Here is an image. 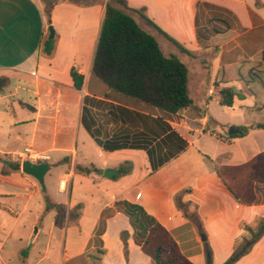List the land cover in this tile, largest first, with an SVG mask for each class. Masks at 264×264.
Instances as JSON below:
<instances>
[{
  "label": "crops",
  "instance_id": "obj_1",
  "mask_svg": "<svg viewBox=\"0 0 264 264\" xmlns=\"http://www.w3.org/2000/svg\"><path fill=\"white\" fill-rule=\"evenodd\" d=\"M125 1L164 54L189 69L193 103L179 115L114 93L92 74L109 0H59L49 14L50 0H0V78L9 79L0 89V154L11 157L31 145L49 153L53 166L45 178L49 202L35 178L3 177L0 162L3 264L22 254L30 259L26 264H152L135 242L121 202L156 218L194 264H224L233 255L215 262L216 246L233 249L251 233H262L264 130L256 125L264 123L257 119L264 86L257 93L247 81L264 52V3ZM50 27L54 49L46 54ZM73 69L84 76L79 90ZM229 88L236 93L232 107L222 104V91ZM5 122L10 131L3 133ZM231 127L247 128V135L231 138ZM181 140L187 146L172 157ZM75 166L103 175L76 174ZM130 166L116 180L104 176L107 169ZM66 177L70 194L61 186ZM27 213L39 234L31 245L29 239L28 250L23 243L9 249L10 261L4 254ZM10 217L14 222L7 228ZM263 238L233 264L252 257ZM95 242L104 254L88 261Z\"/></svg>",
  "mask_w": 264,
  "mask_h": 264
},
{
  "label": "trees",
  "instance_id": "obj_2",
  "mask_svg": "<svg viewBox=\"0 0 264 264\" xmlns=\"http://www.w3.org/2000/svg\"><path fill=\"white\" fill-rule=\"evenodd\" d=\"M57 1L59 0H50L47 7L48 14L52 4ZM74 1L87 2L89 0ZM133 12L134 10L128 7L125 0H109L91 72L114 93L157 108L167 116L179 115L193 103L188 89L189 69L178 57L164 54L157 39L144 31L134 19ZM161 33L165 35L164 32L161 31ZM178 46L181 47L179 44ZM53 49L54 40L48 38L44 43V52L51 54ZM181 49L185 50L182 47ZM262 65H264V52L261 54L260 64L251 70L248 84L259 80L264 86ZM71 77L76 89H81L84 76L73 69ZM8 83L9 79L0 78V89L6 87ZM235 95L233 89H224L222 104L232 107ZM256 127L264 130V123L257 124ZM242 130L240 135L230 137H245L247 128H242ZM89 131L93 135V131ZM186 146L187 143L183 140L182 147L177 149L172 157L185 149ZM1 163L3 177H10L21 171L20 163L17 161L7 160L1 161ZM131 169V166L119 168L118 174L112 179L116 180L129 174ZM83 170L87 173L97 172L103 175V172L96 168ZM118 206L130 220L134 229L135 242L141 247L142 252L151 259L152 264H194L182 253L171 233L156 218L149 215L143 207L128 202L118 203ZM51 207L54 206H48V208ZM255 236L258 237V234ZM246 252L245 248L241 252L235 253L224 264L235 263ZM98 253L102 255L104 251L98 250Z\"/></svg>",
  "mask_w": 264,
  "mask_h": 264
},
{
  "label": "rangeland",
  "instance_id": "obj_3",
  "mask_svg": "<svg viewBox=\"0 0 264 264\" xmlns=\"http://www.w3.org/2000/svg\"><path fill=\"white\" fill-rule=\"evenodd\" d=\"M260 2L264 3V0H260ZM262 69H264V65H262ZM249 79H250V76H249ZM250 84L253 85V88L255 89V91H257V93H261V89L263 88V84L259 80L251 82ZM261 98H262V96H261ZM261 104L262 105L260 107H263L264 101H262ZM257 119H259V121H263L264 122V110L257 112ZM4 124H5V126L3 127L2 130H3V133H6L8 130L10 131V129L8 128V122H5ZM0 143L5 145V142H0ZM7 160L11 161L12 159L9 156H6L4 154H0V162L1 161H7ZM83 169L84 168L81 167V166H75L74 172L76 174H85L86 172ZM19 173H21L22 175L24 174L22 172V168H21V171ZM64 180L67 181V183H66L67 185L65 186V193L66 194H70L71 189H72L71 182H70L69 178H67V177L64 178ZM45 196L48 198V201H49L50 200L49 199V191H48L47 195H45ZM49 202H52V201H49ZM76 209H80V207L77 206ZM262 211H263V214H264V207H263ZM6 213H7V211H6ZM194 217H196V216H194V214H191L190 218L193 219ZM32 219H34L33 216H31V214L27 213L26 216L24 217V219L20 223H18L16 225V229L14 231L15 233L12 236V239L10 240V242L8 244V248H7L6 254H4V257L6 259L9 258L8 257L9 256L8 255L9 249L12 251L14 247L20 248V245L22 243H23V245H21V246L23 247V249H25V250L29 249L28 245H29L30 235H31V232L33 231V228L35 227V226H32L30 224ZM69 219H71V221H73L74 220V215L71 214V217ZM4 221H5L4 225L7 226V228H9L12 225V223L14 222V218H11V217L10 218H6V220H4ZM40 223H42V222H40ZM261 225H262V233L261 234L258 233V237H256L254 233H251L250 238L248 237L245 240V242L242 243L241 246L236 244V246L235 245L233 246L235 248H233V249L229 248L228 250H226V249L223 250V248L221 246L220 247L216 246V249H214L215 250V257H216L215 258V262H218L221 259H223L224 254L231 253V255H234L237 252H241L245 248L248 250L250 248V246L253 244V240H257L261 236L264 237V217H263V220L261 222ZM20 234H22V236H25V239H24L23 242L19 241V235ZM263 240H264V238H263ZM237 242H238V240H237ZM94 245H95L94 249H92L90 251V253H88V255H87V260L88 261H93V260H95V258H98V252L97 251L99 250L98 249L99 243L95 242ZM224 251H226V252H224ZM12 259H10V261ZM19 259L20 260H18L17 262H15L14 259H13V261L11 263H9V264H13V262L17 263V264H26L30 260V259L28 260L27 258H25V256L23 254L19 257ZM31 259H33V257ZM0 264H3L1 262V259H0ZM242 264H264V242L262 243L261 247L257 250V252H255L252 257L242 261Z\"/></svg>",
  "mask_w": 264,
  "mask_h": 264
},
{
  "label": "water",
  "instance_id": "obj_4",
  "mask_svg": "<svg viewBox=\"0 0 264 264\" xmlns=\"http://www.w3.org/2000/svg\"><path fill=\"white\" fill-rule=\"evenodd\" d=\"M50 38L53 39L55 36L54 29L50 27ZM242 133V130L236 128V127H231L229 129V135L230 136H235V135H240ZM53 166L50 163H39V164H33L31 162H24L22 164V172L28 176H31L35 178L38 183L41 186L42 192L47 195L48 190L46 186V175L52 170ZM118 174L117 170L113 169H107L104 171V176L107 178H112L115 175ZM39 228L35 227L31 237H30V245L35 241L36 237L39 234Z\"/></svg>",
  "mask_w": 264,
  "mask_h": 264
},
{
  "label": "built area",
  "instance_id": "obj_5",
  "mask_svg": "<svg viewBox=\"0 0 264 264\" xmlns=\"http://www.w3.org/2000/svg\"><path fill=\"white\" fill-rule=\"evenodd\" d=\"M11 157L12 160L20 163L21 168L24 162L39 164L49 163L51 161V156L49 153L35 150L31 145H27L21 152L13 154ZM65 185V182L61 183L62 188H65Z\"/></svg>",
  "mask_w": 264,
  "mask_h": 264
}]
</instances>
